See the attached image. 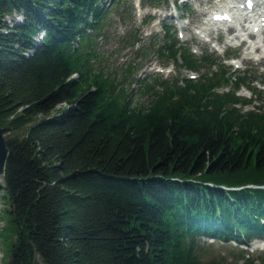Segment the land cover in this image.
<instances>
[{"label":"trees","instance_id":"1","mask_svg":"<svg viewBox=\"0 0 264 264\" xmlns=\"http://www.w3.org/2000/svg\"><path fill=\"white\" fill-rule=\"evenodd\" d=\"M108 1L0 0L2 264H263L241 244L264 238V90L238 94L248 70L234 80L164 23L154 51L208 69L137 78L148 100L133 103L128 76L94 62L109 9L127 2ZM204 235L227 245L207 255Z\"/></svg>","mask_w":264,"mask_h":264},{"label":"rangeland","instance_id":"2","mask_svg":"<svg viewBox=\"0 0 264 264\" xmlns=\"http://www.w3.org/2000/svg\"><path fill=\"white\" fill-rule=\"evenodd\" d=\"M127 2L121 4L118 8H110L106 19L108 23L103 31L96 37V48L98 56L94 58L96 65L104 67L108 74L112 77H117L124 80V86L130 92L133 103L145 102L148 100V94H143L140 90L141 83L137 78H142L146 75H153L158 68H164L161 71L164 76H172L184 74L191 75L193 70L184 69L178 64L169 61L167 58L161 57L156 50L154 51L153 44L161 42L164 38L165 28L164 23H173L177 28V37L181 41L190 46V49L201 56L205 52L215 53V57L219 61L231 67V72L236 73L234 80L243 70H248L252 74L253 82L249 85L242 86L238 93L250 97L252 88L264 90V62L259 61V58L264 52L247 54L248 46L246 41L235 39L230 41V32L223 34L219 33L218 38H206L202 31V25H205L206 20L210 16V9H222L228 0H180V7L177 9L173 1L170 4L156 6L148 0H126ZM223 1V2H222ZM188 6V7H187ZM152 13L154 17L150 20L144 21L146 15ZM8 20L19 19L20 15L7 16ZM91 19V16H90ZM184 23V24H182ZM182 25H187L188 28L182 29ZM181 27V28H180ZM138 28V32L135 30ZM181 29V32H180ZM203 33L201 35V33ZM42 31L36 36L41 38ZM202 36V37H201ZM127 39H137L136 45H132ZM215 39V40H214ZM250 39H256V36H251ZM147 46L148 52L139 54L137 48ZM129 63H132V72H129ZM208 68L197 69V74L205 73ZM160 71V70H159ZM230 72V71H229ZM235 83H231L219 90H229L234 88ZM256 105L264 108V99L257 97ZM65 102L57 104L53 112L59 107H65ZM244 110L254 108L253 105L247 104ZM6 136L13 134L7 131ZM0 179L4 181L3 174H0ZM3 202L0 200V234L4 229L6 222L5 216L2 214ZM251 244H243L253 253L264 251V239L253 236L250 240ZM202 243L205 245L207 255L218 254L223 251L224 246L227 245L222 240L216 238H209L206 235L202 237ZM236 243V242H234ZM7 245L0 237V264L6 257ZM262 264V263H261ZM264 264V263H263Z\"/></svg>","mask_w":264,"mask_h":264},{"label":"bare ground","instance_id":"3","mask_svg":"<svg viewBox=\"0 0 264 264\" xmlns=\"http://www.w3.org/2000/svg\"><path fill=\"white\" fill-rule=\"evenodd\" d=\"M227 6L231 8L235 6V19L231 21L233 24L241 23L245 30V32H241L236 25H229L228 30L231 36L228 38L230 41H234L235 39L246 41L248 46L247 54L249 55L253 52H264V0H229ZM186 28H188L187 25H182V29ZM203 33H205L204 36L206 38H218L219 34L215 27L204 28ZM203 33H201V35ZM245 33L248 34V37L257 35L258 38L253 41H249L248 39L245 40V38L241 39ZM259 61L264 62V53L259 58Z\"/></svg>","mask_w":264,"mask_h":264},{"label":"water","instance_id":"4","mask_svg":"<svg viewBox=\"0 0 264 264\" xmlns=\"http://www.w3.org/2000/svg\"><path fill=\"white\" fill-rule=\"evenodd\" d=\"M10 154V148L7 143L5 128L0 119V174L4 175L6 172V163Z\"/></svg>","mask_w":264,"mask_h":264}]
</instances>
